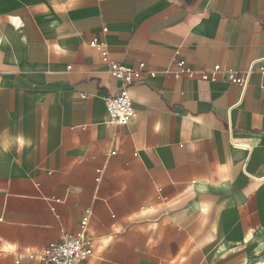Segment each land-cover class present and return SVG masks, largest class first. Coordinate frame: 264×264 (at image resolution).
<instances>
[{
  "label": "crops",
  "instance_id": "0c3cea01",
  "mask_svg": "<svg viewBox=\"0 0 264 264\" xmlns=\"http://www.w3.org/2000/svg\"><path fill=\"white\" fill-rule=\"evenodd\" d=\"M261 67L264 0H0V264H37L87 209L83 264H264ZM123 89L138 115L112 125Z\"/></svg>",
  "mask_w": 264,
  "mask_h": 264
},
{
  "label": "built area",
  "instance_id": "2783aa9c",
  "mask_svg": "<svg viewBox=\"0 0 264 264\" xmlns=\"http://www.w3.org/2000/svg\"><path fill=\"white\" fill-rule=\"evenodd\" d=\"M104 33H108L106 28L104 29ZM91 46H95L100 50L102 62L109 68L108 72L123 85L134 84L142 77L146 68L145 63H140L132 68L126 67L110 59L106 43L93 40ZM176 66L178 69L173 72L176 78L183 76L192 78L196 72L194 69L188 67L183 60L178 61ZM261 70L264 71V67H261ZM221 71V66L217 65L212 75L204 74V78L216 80L217 74ZM252 71L253 68H250L248 71L239 75L234 70H226L225 75L227 80L239 84L245 90L249 84ZM150 75H155V73L150 72ZM106 107L109 114V123L112 125H130L138 115L133 100L126 89L106 98ZM234 145L245 150L250 149L238 142H235ZM96 181H100V177ZM91 216L92 210L87 209L81 219L79 230L76 233L65 232L61 241L51 243L39 253L28 254V258L35 260L37 264H83L94 255L95 251L94 239L89 234Z\"/></svg>",
  "mask_w": 264,
  "mask_h": 264
}]
</instances>
